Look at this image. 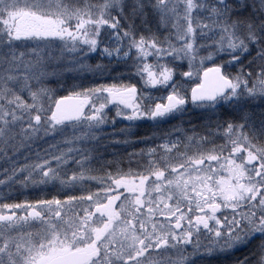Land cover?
<instances>
[{
  "label": "snow or ice",
  "instance_id": "snow-or-ice-1",
  "mask_svg": "<svg viewBox=\"0 0 264 264\" xmlns=\"http://www.w3.org/2000/svg\"><path fill=\"white\" fill-rule=\"evenodd\" d=\"M89 8L96 13L83 15L95 16L94 31L52 21L43 33L63 45L57 64L72 57L63 67L48 71L33 49L35 66L19 92L4 82V140L11 132L9 116L22 125L21 145L66 126L99 140L96 130L109 122L126 121L120 131L127 133L138 122L150 123L151 133L110 143L142 142L143 148L125 155L130 162L138 158V167L140 160H152L143 171H125L119 157L94 168L92 147L84 150L78 174L59 177L47 170L48 162L23 165L9 179L37 168L33 187L58 181L70 189L78 180L80 194L0 202V220L41 219L47 254L84 252L85 264H264V0H108ZM20 39L0 35L5 60L15 57ZM120 64L131 71L112 75ZM66 72L110 79L68 83ZM50 77L56 88L48 85ZM193 109L201 110V124L170 123ZM215 137L225 143L215 144ZM190 144L198 151L181 152ZM150 176L155 179L146 187ZM241 247L247 255L226 259ZM25 264L38 262L29 256Z\"/></svg>",
  "mask_w": 264,
  "mask_h": 264
},
{
  "label": "rangeland",
  "instance_id": "rangeland-1",
  "mask_svg": "<svg viewBox=\"0 0 264 264\" xmlns=\"http://www.w3.org/2000/svg\"><path fill=\"white\" fill-rule=\"evenodd\" d=\"M89 6L90 5L86 2V0H0V35L8 33L9 35L14 36V31L16 30L15 20L24 11H29L44 17H52L56 20H59L62 23V28L64 29L71 28L70 25L72 24L75 26L74 28H71L73 31L76 30V26L78 24H80L83 29L84 25L86 24L85 21H87L88 17L90 16H85L83 15V13L93 11H95L96 13V9L89 8ZM45 39L48 40L47 44L43 42L45 41ZM17 45L18 48L15 57H9L7 60H5L4 56L0 55V96L3 95V85L5 81H7L8 88L14 89L16 92H19L22 82L27 78L28 72L32 67L35 66L36 56L32 52L33 49H36L37 53L44 58L47 64L48 71L61 68L64 66V63L72 59V57L70 56H65L63 62L57 64L56 58L60 56V50L63 47L60 40L57 38L48 39L36 36L24 37L17 41ZM4 51L6 52L7 50L5 49ZM90 62L96 63V59H93ZM184 64L185 70H187V61H184ZM88 75L89 74L83 75V79ZM67 77L72 80L79 76H76V74L72 72H66L65 79ZM104 77L108 76L105 75ZM33 83H35V81H33ZM47 83L50 87L57 86V82L54 77H50ZM0 104H4V101L0 100ZM4 107L6 108L7 105H4ZM3 111L4 108H0V114H2ZM193 111L200 112L201 110L193 109L191 111L185 112L184 115L189 114ZM179 118V116L175 117L176 120L173 119L172 121H170V123H176ZM8 121L9 124L7 127L11 128V132H9L8 139L6 141L4 140V130L6 126L3 123H0V165L3 159V152L5 147L16 154V160H19L17 157L18 153H16V151L19 150L20 147H24V151H31L34 149V151H37L40 154L38 163L48 162L50 164V168H48L47 170L50 172L52 170H55L56 175L59 177H64L73 172L78 174L80 171L79 165L83 162L85 156L87 155L84 150L92 147H95L96 152L95 157L91 160V166L94 168L103 166V157L105 153L108 154V152H111L110 154H112L113 149L117 145H120L119 147H121L122 150V164L120 166L125 171H127L129 167H131L135 171H143L144 167L152 160V157H148L145 160H140L138 167V158H134L130 162L125 155V153L128 151L130 152L132 148H143L144 145L142 144V142L128 145L110 143V141L114 139H121L126 136H130L131 138L135 139L137 134L143 135L144 133H146L144 128H141L148 127V125L150 127V123L138 122V126L134 128L131 133H127L120 131L121 128L126 126V121L117 120L115 124L109 122L102 128L96 130L100 134L99 140H92L90 138L85 139L81 137L82 129H73L66 126L64 127L63 131H57L55 133L50 132L47 135H45L43 131H41L34 140L23 143V145L26 144L25 146H23L20 144V141L22 139L20 134L22 125L20 123H15L13 125L12 118L10 116L8 117ZM185 127H189V125L185 124ZM77 137L80 138L77 139ZM214 141L215 144L225 143V140L220 139L219 137H215ZM156 143L159 144L161 142L157 141ZM184 143L187 144L188 142L185 141ZM197 143H199V138H197ZM212 146L213 145L211 144L206 146L201 145L199 150H204L205 147L211 148ZM189 148V155H192L198 151L197 144H190L188 145V148H181V152L188 151ZM69 149H71V151H69ZM171 155L175 158H178V154L174 151L171 153ZM33 169H36V172L39 176L37 180H39V170L37 168H30L29 170L32 172ZM25 176L29 182L28 187H22V183L18 185L17 181L15 180V186L18 185L24 192V200L25 198H28L30 201H35L37 199H41L45 195H63L64 191H70L73 192V194L77 195L80 194L78 193V191L80 190L78 186V180L70 189H62L58 181L48 184H40L33 187L31 184V180H34H29V173L27 172ZM11 179H9L10 186L14 184H12V180L14 178L12 180ZM153 179H155V177H149V181L146 182V187L147 184ZM6 185L8 184L0 183V193L9 191L7 190V188H5ZM34 189L38 192V195L33 198V195H29V193L33 192ZM9 201L10 203H15L19 200L12 199L11 197H5L3 198V201L0 202ZM65 211H67V209H65ZM26 214L27 213L23 211L15 212V215L21 217ZM45 215H47V213H45ZM45 227L46 225L44 222H42L41 219L29 218L27 222H20L15 219L0 220V264H25V261L29 256L35 257L38 264H41L49 258L61 254L62 252L54 255L47 254L48 244L44 239L47 234L45 231ZM69 235H71V233H69ZM37 241H39V244L36 243ZM40 244L43 245V248L39 246ZM241 249L242 247L239 250Z\"/></svg>",
  "mask_w": 264,
  "mask_h": 264
},
{
  "label": "flooded vegetation",
  "instance_id": "flooded-vegetation-1",
  "mask_svg": "<svg viewBox=\"0 0 264 264\" xmlns=\"http://www.w3.org/2000/svg\"><path fill=\"white\" fill-rule=\"evenodd\" d=\"M86 2L89 3V5H95V4L108 3V0H86ZM92 13H95V11H93ZM94 19H95V16L94 15H90L88 17V20H87L86 24L84 25L83 29L84 30H88V31H94V24L92 23V21ZM54 21L60 22L59 20H56V19H54ZM31 24L34 25V23H32V22H31ZM60 26L62 27V23L61 22H60ZM70 27L74 28L75 26L72 24V25H70ZM14 33H15V31H14ZM14 36H16V35L14 34ZM20 37L24 38L26 36H20ZM53 39H56V38H53ZM105 63H108V61H105ZM113 63H115V62H113ZM114 68H116V69L123 68L124 71H131L130 69H125L123 64L117 65ZM131 78L134 81H136V79H137L136 77H131ZM124 79H128V77L125 76ZM150 127H153V126L150 124ZM25 145H23V146H25ZM117 146H115V148L113 149L115 151H112V154H110L111 152H108V154L105 153V155L103 157L104 162L107 161V160L116 159L117 157H119L120 159L122 158L121 147H119L120 145H117ZM3 153H4L3 154V159H2L1 165H0V181L7 180L6 183L8 185H6L5 188H7V190L11 189V192H9V191L2 192L3 198L11 197L12 199L19 200L18 202H24V199H23L24 192L21 190L22 188H20L18 185L27 180V178L25 176V174L27 172L32 174L31 179L37 180V178L39 176H38V173L36 172V169H33L32 172L29 170L30 168L29 169H25L24 171H17L16 174L14 176H12V179L14 178L13 180L11 179L13 181L12 184L14 183L12 186L9 185V182H10L9 181V177L11 176V174H12L14 169H19L21 166L26 165V164H29V165L30 164H38V159L40 157V154L37 151H34V149L31 150V151H29V150H25L24 151V147L23 148L20 147L19 150L16 151V153H18L17 157H18L19 160H16L15 159L16 158L15 157L16 154H14L13 151L8 150V148L5 147ZM12 155H13V157H12ZM121 164H122V162H121ZM15 180L18 183L17 186H15ZM30 193H29V195H33V198L38 195V192L35 189H34L33 192H30ZM9 203H10V201H9Z\"/></svg>",
  "mask_w": 264,
  "mask_h": 264
},
{
  "label": "water",
  "instance_id": "water-1",
  "mask_svg": "<svg viewBox=\"0 0 264 264\" xmlns=\"http://www.w3.org/2000/svg\"><path fill=\"white\" fill-rule=\"evenodd\" d=\"M54 21L52 17H44L29 11H24L15 20V35L26 37H42L43 33L50 31L51 22ZM34 23L33 24H31ZM53 39L55 37H47ZM86 254L84 252L76 253L74 250L71 254L65 252L51 257L41 264H85Z\"/></svg>",
  "mask_w": 264,
  "mask_h": 264
},
{
  "label": "trees",
  "instance_id": "trees-1",
  "mask_svg": "<svg viewBox=\"0 0 264 264\" xmlns=\"http://www.w3.org/2000/svg\"><path fill=\"white\" fill-rule=\"evenodd\" d=\"M94 64V63H93ZM120 71H124V69L123 68H121V69H116V68H114L113 70H112V75H114L115 74V72H120ZM104 76H101V75H99V74H97V76L94 78L92 75H88V76H86V78H84L83 79V77H76V79H82V81L85 83V84H88V83H101V82H104V80H106V79H110V76H108V77H104ZM74 78V77H73ZM66 80H67V82L68 83H70L72 80L69 78V77H67L66 78ZM52 88H56V87H53L52 86ZM60 94H65V93H63V92H61ZM198 114H199V111H193V112H191V113H189V114H185V115H183V117H180L179 119H183V121H184V123L187 125H189L190 126V124H193V125H198V124H201L202 123V121H200V119H199V117H198ZM177 122V121H176ZM144 128V130L146 131V133H144L143 135H147V134H149V133H151V131L153 130V127H142L141 129H143ZM197 131L199 132L200 131V129L199 128H197ZM136 134H137V132H136ZM143 135H136V138L137 137H142ZM205 135H207L206 133H205ZM247 253H248V249L247 248H245V247H242V249L241 250H239V251H236V252H234L233 254H231V255H228L227 256V260H231L232 258H234V257H240L242 254L243 255H247ZM222 259H224V258H222Z\"/></svg>",
  "mask_w": 264,
  "mask_h": 264
}]
</instances>
